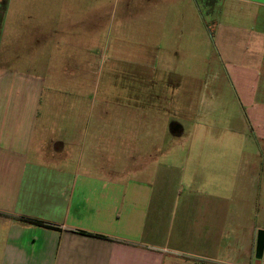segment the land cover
Here are the masks:
<instances>
[{
    "label": "crops",
    "instance_id": "crops-1",
    "mask_svg": "<svg viewBox=\"0 0 264 264\" xmlns=\"http://www.w3.org/2000/svg\"><path fill=\"white\" fill-rule=\"evenodd\" d=\"M5 1L0 264H256L264 166L232 170L215 160L230 152L174 150L209 159L211 171L194 183L184 170L174 183L162 161L170 153L167 134H158L153 121L154 109H162L153 106L154 77L159 63L180 61L183 34L173 18L183 16L185 1L148 0L132 20L136 35L145 37L133 38L127 50L113 41L111 51L132 83L123 103L120 92L106 96L100 117L125 121H89L90 90L111 43L104 38L103 0L96 8L89 0ZM190 1L198 8V0ZM218 12L216 79L239 110L226 111L225 120L242 121L233 135L264 142V0H225ZM166 70L173 93L179 74ZM138 111L143 120L135 118ZM173 122L179 123L171 121L170 131L181 138L185 127L179 123L176 134Z\"/></svg>",
    "mask_w": 264,
    "mask_h": 264
},
{
    "label": "rangeland",
    "instance_id": "rangeland-1",
    "mask_svg": "<svg viewBox=\"0 0 264 264\" xmlns=\"http://www.w3.org/2000/svg\"><path fill=\"white\" fill-rule=\"evenodd\" d=\"M54 1L55 5H60L61 0ZM89 1L90 7L96 8L97 0ZM184 1L183 16L173 18L175 30H179L180 36L183 34L179 43L180 61L162 63L163 68L159 63L160 72L154 77L156 82L152 91L153 106H162V109L154 107L153 121H156V132L167 134L168 137L167 147L170 154L167 158H162V161L169 167L167 171L170 176L169 181L177 183L180 173L186 170L185 181L201 183L211 172L207 164L209 159L179 156L171 153L174 150L227 151L231 153V158L215 157L216 162L223 163L220 167L232 170L243 166L260 168L264 166V157L261 156L264 142L256 141L246 135H233L232 129L235 123L242 121H226L225 112L237 116L239 110L232 105V100L227 96L222 79H216L217 68H221V63L216 58L212 29L222 18L218 11L225 0H198V8L194 10L190 0ZM149 5L151 4L148 0H103L104 38L105 41L111 40V43L106 44L104 65L102 68L99 67L97 81L90 90L92 108L89 111V121H125V119L112 118L111 113L108 119L100 117V111L102 113V109L106 108V104L103 103L106 96L110 94L113 97L120 92L117 95L121 94V103H123L129 97L127 87L132 83L124 63H121L111 50L114 48L113 41L121 43L120 49L127 50L133 38L145 37L141 34L136 35L137 31L132 29V20L141 12L138 11L139 9L144 8L142 11H145ZM141 32L143 33V30ZM164 65L170 67V70H166ZM164 70L179 74V78L173 79L177 84L173 93L171 91L173 89L166 85L168 79ZM133 85L137 87V96L143 97V91L139 94V83ZM116 99L117 97L115 101ZM142 112L138 111L135 118L143 120ZM171 121H178L184 125V136L181 138L173 136L169 128ZM93 128L95 127L92 126L91 130ZM139 128L141 127H137L138 130ZM243 151L249 152L250 155L253 153V156L238 158V154Z\"/></svg>",
    "mask_w": 264,
    "mask_h": 264
},
{
    "label": "water",
    "instance_id": "water-1",
    "mask_svg": "<svg viewBox=\"0 0 264 264\" xmlns=\"http://www.w3.org/2000/svg\"><path fill=\"white\" fill-rule=\"evenodd\" d=\"M264 253V232H259L258 242H257V254H256V264H260L262 256Z\"/></svg>",
    "mask_w": 264,
    "mask_h": 264
},
{
    "label": "trees",
    "instance_id": "trees-1",
    "mask_svg": "<svg viewBox=\"0 0 264 264\" xmlns=\"http://www.w3.org/2000/svg\"><path fill=\"white\" fill-rule=\"evenodd\" d=\"M5 4H6V1L4 0L3 6H5ZM171 128H172V131L174 133H176V134H180L182 132V130H183L181 125L179 123H177V122H173L171 124Z\"/></svg>",
    "mask_w": 264,
    "mask_h": 264
},
{
    "label": "built area",
    "instance_id": "built-area-1",
    "mask_svg": "<svg viewBox=\"0 0 264 264\" xmlns=\"http://www.w3.org/2000/svg\"><path fill=\"white\" fill-rule=\"evenodd\" d=\"M199 264V263H198Z\"/></svg>",
    "mask_w": 264,
    "mask_h": 264
}]
</instances>
